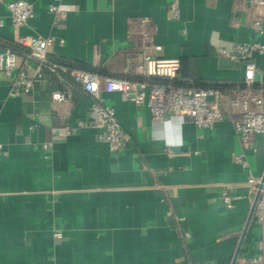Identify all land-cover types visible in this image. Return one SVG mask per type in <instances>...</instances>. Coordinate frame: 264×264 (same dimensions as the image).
Here are the masks:
<instances>
[{"label":"crops","instance_id":"1","mask_svg":"<svg viewBox=\"0 0 264 264\" xmlns=\"http://www.w3.org/2000/svg\"><path fill=\"white\" fill-rule=\"evenodd\" d=\"M12 1L0 0V50L19 36L55 38L48 59L69 69V81L74 70L138 81L150 54L180 59L183 85L236 87L245 62L219 47L261 40L247 0H181L178 20L171 0H63L70 12L59 22L49 14L55 0H26L36 14L20 29ZM16 52L35 85L13 97V80L0 72V264L232 263L255 197L250 181L264 174V134L254 151L229 109L214 129H201L180 116L154 121L147 107L103 91L130 139L113 156L91 124V98L77 87L68 102L54 101L58 76ZM256 62L264 80V55ZM242 154L246 168L235 160ZM224 189L235 197L232 209L220 199ZM258 237L248 230L240 258L256 254Z\"/></svg>","mask_w":264,"mask_h":264},{"label":"built area","instance_id":"2","mask_svg":"<svg viewBox=\"0 0 264 264\" xmlns=\"http://www.w3.org/2000/svg\"><path fill=\"white\" fill-rule=\"evenodd\" d=\"M15 29H20L35 17L34 5L26 0H14L7 5ZM246 14L254 31L261 40L246 41L235 48L219 47V51L231 60L245 62V78L241 85L230 88H196L188 85H177L176 80L181 71V60L178 58H161L153 55L144 56V77L138 81L121 78H107L104 81L97 72L74 70L70 72L71 80L64 77L69 69L48 59V49L55 43V38L37 36H19L17 44L27 49L26 56L38 63V69L46 68L58 76L62 88L55 91L52 99L66 103L72 96V91L81 88L92 100L89 116L94 128L100 129V139L109 145L113 156L121 155L129 144V136L125 132L116 110L104 103L103 91L120 93L123 97L138 106L147 107L154 121L165 122L175 116H180L186 122H191L201 129H214L224 119L229 109L236 116L235 129L242 143L252 147L257 136L264 134V80L260 77L256 58L264 55V0H247ZM168 11L175 19L181 18V0H171ZM70 8L63 0H55L50 6L49 14L59 22L65 19ZM149 19L142 21L146 27ZM3 20L0 19V26ZM144 38L149 41L147 32ZM161 50V47H156ZM0 72L12 79L11 95L19 97L32 92L35 81L29 76V67L20 65L18 54L11 48L0 50ZM104 83V89H103ZM68 130V129H67ZM51 143L44 145L49 152ZM237 163L248 167L245 154L235 156ZM255 186L254 195L259 191L250 228L258 231L256 254L249 258H238L236 264H264V180L263 176L250 181ZM254 197V200H255ZM228 208L234 207L235 197L228 189H224L220 197ZM254 202V201H253ZM171 214V213H169ZM249 228V229H250ZM54 237L62 238V231L56 230ZM185 239L191 233H183Z\"/></svg>","mask_w":264,"mask_h":264},{"label":"water","instance_id":"3","mask_svg":"<svg viewBox=\"0 0 264 264\" xmlns=\"http://www.w3.org/2000/svg\"><path fill=\"white\" fill-rule=\"evenodd\" d=\"M263 180H264V174H263ZM258 198H259V191L257 192V195L255 197V200L252 204V207H251V210H250V213H249V216H248V219H247V222L245 224V227H244V230L242 232V235H241V238H240V241H239V244L237 246V249H236V252H235V255L233 257V260H232V263L231 264H236L237 263V260L240 256V253H241V249H242V246H243V243H244V240H245V237L248 233V230L250 228V225H251V222H252V218H253V215H254V211H255V207H256V204H257V201H258Z\"/></svg>","mask_w":264,"mask_h":264},{"label":"trees","instance_id":"4","mask_svg":"<svg viewBox=\"0 0 264 264\" xmlns=\"http://www.w3.org/2000/svg\"><path fill=\"white\" fill-rule=\"evenodd\" d=\"M17 46H13V47H11V49H13L14 51H25L26 53H27V49H25L24 47H22V46H20L19 44H16ZM182 70V69H181ZM180 73H181V71H180ZM180 73H179V75H180ZM68 74V73H67ZM66 75V74H65ZM179 78V77H178ZM178 81V79L176 80V84L177 85H183V84H181V82H177ZM204 88H207V87H204ZM209 88V87H208Z\"/></svg>","mask_w":264,"mask_h":264}]
</instances>
